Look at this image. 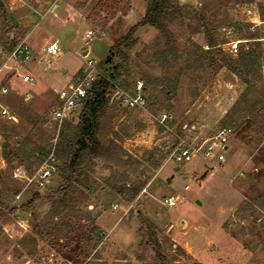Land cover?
I'll list each match as a JSON object with an SVG mask.
<instances>
[{"label": "rangeland", "instance_id": "1", "mask_svg": "<svg viewBox=\"0 0 264 264\" xmlns=\"http://www.w3.org/2000/svg\"><path fill=\"white\" fill-rule=\"evenodd\" d=\"M70 1L78 8H87L88 26L76 29L73 47L59 45L58 56H42L40 48L55 40L43 34L39 54L24 65L37 74L45 73L50 82L35 77L37 82L31 86L13 77L9 69L0 73L9 89L0 97V264H264V138L257 144L264 131V118L247 119L239 129L232 128L222 168L215 170L201 159L185 164L172 155L181 141L194 144L215 134L246 90L239 76L225 68L214 77L208 65L187 69L185 60L193 44L208 49L201 23L193 16H173L166 22L172 52L166 53L164 60L158 53L167 49L165 36L147 26L136 30V45L128 52L127 67L114 85L130 91L136 82L144 85L146 73L157 79L156 86L146 88L143 109H116V104L109 102L102 120L100 139L113 141L137 161L155 148L169 147L156 171L146 163L135 173L131 172L135 167H124L130 180L150 177L147 187L131 205L107 189L87 192L74 185L65 187L59 171L61 162L53 154L60 130L48 118L56 105V92L89 62L96 74L111 75L120 61L114 58L111 64L106 62L110 48L142 20L135 22L146 8V0H125L130 10L132 3L134 7L135 25L127 27L120 20L125 15L119 13L110 20L105 12L91 18L101 0ZM2 3L4 0H0V51L4 52L1 36L7 31V23L3 25ZM174 5L204 14L221 42L225 40L223 27H234L231 40L245 38L249 28L242 11L253 6L263 23L256 28L261 40L259 63L263 66L261 79H248L257 91L262 90L264 17L260 12L264 0H174ZM15 31L13 34L20 38ZM87 31L93 34L89 43ZM85 51L88 55L83 56ZM24 66L8 63L10 68ZM28 71L23 69L22 74ZM3 109L15 122L2 117ZM3 150L11 162L3 160ZM49 158L54 159L57 172L45 188L38 189L34 177ZM16 169L22 170L20 176H15ZM115 171H123L116 162L96 160L88 174L91 182L103 185ZM37 195L39 199L32 202ZM170 197L176 201L174 208L163 204ZM84 214L93 220L100 239L95 245L97 238H91L86 259L88 243L82 227L90 229L92 224L81 220ZM141 219L155 228L160 247L156 251ZM46 238H53L51 244L58 241L63 249H53Z\"/></svg>", "mask_w": 264, "mask_h": 264}, {"label": "trees", "instance_id": "2", "mask_svg": "<svg viewBox=\"0 0 264 264\" xmlns=\"http://www.w3.org/2000/svg\"><path fill=\"white\" fill-rule=\"evenodd\" d=\"M0 8H2L1 5ZM129 11L130 5L126 3L125 0H101L97 4L96 11L91 18L98 17L101 13L105 12L110 20L117 13L126 15ZM196 14L191 7L174 5V0H146L145 14L142 20L132 27L124 37L114 43L109 50L110 56L106 59V62L111 64L114 58H118L120 64L112 68L113 73L111 75L107 77L105 75L97 76L91 87V97L83 107L78 121L75 124L66 123L62 125L60 129V135L57 138L58 143L54 147L53 154L54 158L61 162L59 171L63 181L66 183L65 187L74 185L87 192L96 191L100 188L107 189L119 197L123 203L131 205L147 187L151 178L143 177L142 179L136 178L130 180L129 174L124 167L130 166L132 167L131 169L135 167L133 171H131L135 173L140 166L146 163L156 171L160 168L162 161L168 154L169 147H159L153 149L150 153H146L142 161H137L125 154L113 141L104 142L100 139L102 120L110 102V92L113 90L115 82L121 78V73L125 71L127 67L128 52L134 48L137 42L136 39L133 38V35L140 27H150L158 31L159 34L165 36L168 42L166 44L167 49L166 51L158 53L160 58L164 60L166 53L172 52V47L170 45L172 35L166 27V22L173 16H193V19L201 23L208 49L204 51L200 46L193 44V51L185 60L187 69L193 66L203 69L205 65H208L212 69L211 76L214 77L218 70L225 68L227 71L239 76L242 83L246 86L245 92L234 103L233 107L224 118L223 126H227L230 129H239L243 125L244 120L249 119L255 121L258 118H264V86L261 91H257L254 88L252 80L248 79L250 76H256L258 79H261L260 68H262L263 65L259 63L261 53L260 43L258 42L260 38L257 37V32L255 31L252 33L248 30L246 31L244 40H250L252 42L247 43L245 46H241L239 54L233 58L224 54L219 47L224 41L221 42L215 38L213 31L210 29L211 26L207 23L204 14ZM260 14L261 18L264 17V9L261 10ZM4 15L5 12L3 11V18ZM5 23L6 21L4 20L3 25ZM5 26H7L8 32L6 31V33L1 36L3 40L1 49L4 52L10 53L18 46L20 38L15 36L16 34H13V28L6 24ZM10 34H13V37H10ZM175 62H177L176 57ZM142 81L144 82L143 86L145 90L148 87H155L157 83V79L146 73L143 75ZM114 107L116 109H122L117 105ZM261 134L257 144L264 138V131H262ZM2 158L5 162H11V156L6 150H3ZM96 160L114 161L123 171H115L111 177L103 181V185H97L94 181L91 182L88 174ZM38 199L39 197L37 195L33 198L32 202H36ZM248 206L251 209V206ZM81 220H83V222L88 221L92 224L90 229L82 227L88 243V248L84 255V259H86L89 255L91 238H97V240H95V245L100 242V239H98L97 235L98 229L93 225L94 222L90 216L84 214ZM141 222L147 227L148 232L146 237L149 238L151 246L156 251V249L160 247L155 234V228L147 219H141ZM66 227L68 228V225H66ZM52 240L53 238H46V241L52 245V248L60 252L63 248L58 245V241L51 244ZM157 255L160 256L159 254Z\"/></svg>", "mask_w": 264, "mask_h": 264}, {"label": "built area", "instance_id": "3", "mask_svg": "<svg viewBox=\"0 0 264 264\" xmlns=\"http://www.w3.org/2000/svg\"><path fill=\"white\" fill-rule=\"evenodd\" d=\"M253 6L249 5L242 11V16L246 20L250 32H255L258 26L263 23L260 20V16ZM233 26L223 27L221 29L224 36V42L219 46L223 52H226L231 57H236L239 54L240 47L246 45L250 40H231V35L234 32ZM92 32H88L86 37L88 43L93 40ZM231 36V37H230ZM261 42V40H258ZM42 56L56 57L59 55V47L57 43H51L40 49ZM32 52L25 41H22L18 46L10 53H4L0 51V73L9 69L11 75H15L21 79V82L28 85H34L35 79L27 74H22L20 68L8 67L9 62L17 63L19 66H24L27 62L31 61ZM2 61V62H1ZM87 68L82 69L80 73L72 78L70 81L64 84V86L56 92V105L54 109L49 113V120L56 124L58 131L62 125L69 123L75 124L83 110L88 99L91 97V87L95 82L98 74L95 73L92 62L86 63ZM4 81L0 79V97L8 94V87L3 84ZM110 102L116 104L119 108L127 110L143 109L146 106L145 88L141 82H136L130 91H123L114 86L110 92ZM77 114L76 117H74ZM1 115L9 122H15V118L7 110H2ZM165 118V117H163ZM233 131L227 126H221L218 131L211 137L199 138L193 144H189L185 141H181L176 149H174L172 155H177L178 159L182 163H190L194 159H201L210 164L213 169L222 168L225 163L224 152L228 150L229 139L232 136ZM54 159L49 158L47 163H44L37 171L34 182L35 187L43 189L46 187L49 180L57 172L54 167ZM21 169H16L15 176H20ZM187 189V187H185ZM163 204L168 208H174L176 201L170 197L163 201ZM264 214V213H263Z\"/></svg>", "mask_w": 264, "mask_h": 264}, {"label": "crops", "instance_id": "4", "mask_svg": "<svg viewBox=\"0 0 264 264\" xmlns=\"http://www.w3.org/2000/svg\"><path fill=\"white\" fill-rule=\"evenodd\" d=\"M2 5L5 9L4 20L9 27L16 30L15 33L19 31L20 41H25L28 44L32 55L38 53L39 43L43 34H48L49 37L55 38L51 43H57V46L72 48L76 40V29L82 25L88 26L85 20L87 8H78L70 0H4ZM133 14L134 7L132 3L131 10L125 16L120 17L124 26H133L135 22L137 24L143 18L144 12L141 11L135 22ZM44 22L46 23L44 24ZM10 37H13V34H10ZM85 38L87 39L86 35ZM85 55H88V51L83 53V56ZM23 69L29 70L27 75L35 79V84L37 79L45 83L50 82L49 76L45 73L40 72L37 74L34 72L35 70H32L27 65L20 69L21 73ZM62 74H66V71L63 70ZM73 75L72 78L77 76L76 73ZM72 78L65 80L64 84ZM202 186H204V183Z\"/></svg>", "mask_w": 264, "mask_h": 264}]
</instances>
